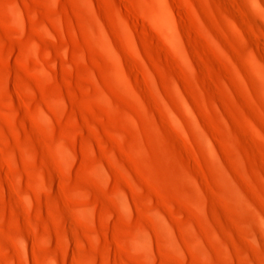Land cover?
I'll use <instances>...</instances> for the list:
<instances>
[{
  "label": "rangeland",
  "instance_id": "1",
  "mask_svg": "<svg viewBox=\"0 0 264 264\" xmlns=\"http://www.w3.org/2000/svg\"><path fill=\"white\" fill-rule=\"evenodd\" d=\"M0 264H264V0H0Z\"/></svg>",
  "mask_w": 264,
  "mask_h": 264
}]
</instances>
